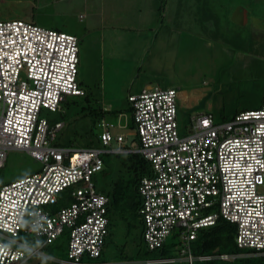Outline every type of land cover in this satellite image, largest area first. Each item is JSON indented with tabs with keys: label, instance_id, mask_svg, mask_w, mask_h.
<instances>
[{
	"label": "built area",
	"instance_id": "built-area-1",
	"mask_svg": "<svg viewBox=\"0 0 264 264\" xmlns=\"http://www.w3.org/2000/svg\"><path fill=\"white\" fill-rule=\"evenodd\" d=\"M79 37L21 19L0 20V167L8 149H22L43 164L41 171L0 187V264H24L44 245L68 232L62 264H88L100 257L108 234V196L94 175L104 152L141 153L152 173L139 181L143 237L162 247L177 231L178 256L146 264H195L240 254L194 256L191 243L218 217L237 227L240 248L264 255V99L227 121L209 113L192 116V132L180 135L176 88L143 87L129 95L138 147L131 149L119 119L98 121L100 146L57 143L63 121L40 116L43 107L63 108L69 95H83L78 81ZM69 199V202H68ZM67 201L59 206L60 201ZM217 208L218 211L210 212Z\"/></svg>",
	"mask_w": 264,
	"mask_h": 264
},
{
	"label": "rangeland",
	"instance_id": "rangeland-1",
	"mask_svg": "<svg viewBox=\"0 0 264 264\" xmlns=\"http://www.w3.org/2000/svg\"><path fill=\"white\" fill-rule=\"evenodd\" d=\"M228 1V0H226ZM229 2V1H228ZM138 0H0V20L21 19L41 26L73 33L79 37L78 81L86 89L84 96L69 95L63 108L43 107L40 116L49 122L64 123L57 141L76 148L95 146L91 111L108 110L103 118L129 125L122 131L131 149L138 147L129 94L142 87L176 88L180 135L192 132L191 118L209 113L215 121H227L238 111L259 108L264 99V0H230L231 8H219L218 27L214 31L190 25L182 26L175 18L172 30L141 15ZM149 4V2L147 1ZM233 4L247 9V19L233 16ZM228 10H226V9ZM207 18H205L206 20ZM141 21L147 22L144 26ZM192 21V20H191ZM173 25V24H172ZM206 26V27H205ZM166 36L170 39H166ZM94 142V143H92ZM116 152H104L106 165L117 167ZM42 162L22 149H8L0 175L13 181L42 169ZM96 189L106 192L111 180L98 171ZM110 211V226L101 261L122 264L118 260L143 248L137 234L140 225L130 227L132 212ZM218 211L217 208L210 212ZM140 216V215H139ZM130 228V229H129ZM131 230V231H130ZM66 236L61 243L47 244L42 254L24 264H55L66 257ZM151 252L150 254H154ZM254 255V264H264V256ZM88 258L84 261L87 262Z\"/></svg>",
	"mask_w": 264,
	"mask_h": 264
},
{
	"label": "trees",
	"instance_id": "trees-1",
	"mask_svg": "<svg viewBox=\"0 0 264 264\" xmlns=\"http://www.w3.org/2000/svg\"><path fill=\"white\" fill-rule=\"evenodd\" d=\"M85 93L80 96H84L87 94L86 89ZM67 101V100H66ZM131 110L133 111L132 107ZM241 111V110H240ZM108 110L100 109L97 111H91L89 114L93 117L94 125L97 126V121L103 119L105 113ZM239 112V111H238ZM237 112V113H238ZM59 121V120H57ZM54 123V122H52ZM95 146H100L101 142L98 137V132H95ZM92 142V143H94ZM57 143H60L57 141ZM71 145V144H65ZM118 153V152H116ZM120 161L117 167L113 168V165H106L104 161V167L101 170L105 175H109L111 180L109 182L108 189H106L105 194L109 198V202L107 205L108 208V217H109V226H110V211H122L124 208L128 209V212H132L129 216L128 224L130 227L137 226V222L140 225V233L138 236L139 241L143 244V248L140 251H136L133 255L125 256L119 259V262H123L122 264H146L143 261L147 258L152 257H172L178 256L179 249L181 247V241H179L177 231H174L169 238L164 241L165 243L162 247L150 250L143 237V220L139 216V209L142 203L141 196L138 192L139 181L142 180L143 177H147L152 173V167L149 160H147L141 153L129 151V152H119ZM103 158V157H102ZM95 180V179H94ZM10 181H5L4 178L0 175V187L2 184H5ZM104 193V192H103ZM69 202V199H68ZM67 201H60L59 206L62 207L68 203ZM109 228V227H108ZM130 229V228H129ZM131 231V230H130ZM109 233V229H108ZM236 233L237 227L236 225L225 219L223 216L218 217L214 224L209 226H203L199 229L197 238L191 243V251L194 256L201 255H217L221 253H234V254H243V253H254V251L246 248L238 247L236 243ZM65 235V243L69 240L68 232L65 231L60 236ZM59 236V237H60ZM59 237L53 242L54 244H58L60 240ZM107 237V236H106ZM66 243V244H67ZM46 245H44L45 247ZM68 248V244H67ZM93 258L87 260L88 264H104L105 262L101 261V257ZM151 252H155L153 255ZM264 256V255H262ZM256 256L254 255H245V256H237L234 259H221L219 257H213L210 259L196 260L195 264H254V259ZM68 258V250L66 252V257L62 259ZM55 264H62L56 262ZM163 264H177V262H169Z\"/></svg>",
	"mask_w": 264,
	"mask_h": 264
},
{
	"label": "crops",
	"instance_id": "crops-1",
	"mask_svg": "<svg viewBox=\"0 0 264 264\" xmlns=\"http://www.w3.org/2000/svg\"><path fill=\"white\" fill-rule=\"evenodd\" d=\"M138 1H140V3H138L137 6L138 12H140L141 15L144 16V18L146 16L148 17L150 16L149 18L155 20L154 23H149L151 24L149 29L156 28L153 26V24H156L157 26L164 25V19H165L166 26L170 27L172 30L173 28H175L174 27V24H176L175 18L181 17L183 19L181 25L184 27L186 26V28L193 24V26L196 27L200 25L201 29H203L205 24L204 22H206L207 23L206 25H208V29L214 31L213 27L215 26L218 27L219 25L218 18L220 17L219 11L216 10L219 8H223L224 7L223 4H226L227 7L231 8V5L229 4L230 0H228L229 2L226 0H138ZM147 1L149 2V4L147 3ZM232 10H233L232 14L235 18L238 17L240 18L241 21H245L247 19L246 7L243 8L242 6L235 7V5L233 4ZM205 18L207 19L205 20ZM146 23L147 22L145 21L144 22L141 21L139 25L144 26ZM166 39H170V38L166 36ZM139 92L140 90H138V92L130 93L129 95L137 94ZM109 120H113V119H109Z\"/></svg>",
	"mask_w": 264,
	"mask_h": 264
}]
</instances>
